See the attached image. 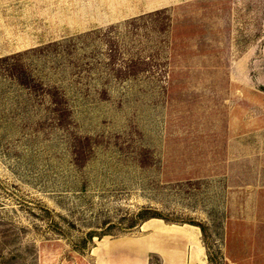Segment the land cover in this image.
Returning a JSON list of instances; mask_svg holds the SVG:
<instances>
[{
    "label": "rangeland",
    "instance_id": "rangeland-1",
    "mask_svg": "<svg viewBox=\"0 0 264 264\" xmlns=\"http://www.w3.org/2000/svg\"><path fill=\"white\" fill-rule=\"evenodd\" d=\"M245 93L264 0H0V264H264L214 169Z\"/></svg>",
    "mask_w": 264,
    "mask_h": 264
},
{
    "label": "crops",
    "instance_id": "crops-1",
    "mask_svg": "<svg viewBox=\"0 0 264 264\" xmlns=\"http://www.w3.org/2000/svg\"><path fill=\"white\" fill-rule=\"evenodd\" d=\"M245 94L246 104L232 105L225 118L214 169L226 184L250 185L256 193L264 189V104ZM247 100L253 103L250 112Z\"/></svg>",
    "mask_w": 264,
    "mask_h": 264
},
{
    "label": "trees",
    "instance_id": "trees-1",
    "mask_svg": "<svg viewBox=\"0 0 264 264\" xmlns=\"http://www.w3.org/2000/svg\"><path fill=\"white\" fill-rule=\"evenodd\" d=\"M10 73L14 74L20 83L24 84L25 86L30 85L29 84L30 77L27 75L24 69L19 68V67L15 68V66H12ZM57 110H60V109L57 108ZM149 216H153V215H148V216H143V217H149Z\"/></svg>",
    "mask_w": 264,
    "mask_h": 264
}]
</instances>
